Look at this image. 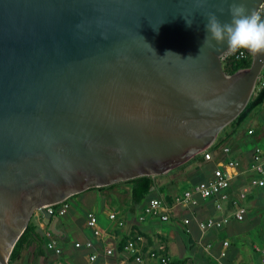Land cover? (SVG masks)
Here are the masks:
<instances>
[{"label":"water","instance_id":"95a60500","mask_svg":"<svg viewBox=\"0 0 264 264\" xmlns=\"http://www.w3.org/2000/svg\"><path fill=\"white\" fill-rule=\"evenodd\" d=\"M231 3L0 0V264L37 209L54 232L46 206L166 174L240 115L264 54L229 74L227 43L203 46L206 15L229 22Z\"/></svg>","mask_w":264,"mask_h":264},{"label":"crops","instance_id":"0c3cea01","mask_svg":"<svg viewBox=\"0 0 264 264\" xmlns=\"http://www.w3.org/2000/svg\"><path fill=\"white\" fill-rule=\"evenodd\" d=\"M250 130H252V133H249ZM257 145L264 147V102L254 109L241 125L226 129L222 136V144L217 150L212 151L218 160L236 159L241 163L238 174L232 180L231 199L238 195L242 187L248 184L249 179L254 174L251 166L253 163V152ZM225 148H229L227 155L224 152ZM197 167L198 165L190 164L184 169H173L166 174L158 175L155 178L152 193L164 198L161 195V190L164 189L169 194H172L173 198L177 197L184 189L197 182L196 172L191 175L187 174L189 170H196ZM174 180L178 182L177 187L174 186ZM181 183L188 184L180 186ZM124 193L127 194L125 197L123 196ZM248 195L249 197L246 199L248 214L244 220L245 222L231 220L226 225L225 234L221 230H211L203 235V244L211 243L213 252L216 255L219 254L225 239L231 242L225 259L229 263L241 262L239 257L243 248L238 243L248 231V228L244 227L247 223L253 225L254 227L252 228L258 227V231H249L254 237V248L256 249L257 246H260L255 242L257 239H261V245L264 246V222L261 221L262 214L259 213L260 210L264 209V192L260 188H253ZM247 201H253L254 203L249 206ZM69 203L70 207L67 213L62 216L58 215L59 217L53 219V223L50 226L54 229V236L58 240L62 252L56 254L44 244L42 245L43 254L36 255L35 252H37L38 247L34 244L25 248L14 264H135L132 257L123 250V247L121 250L118 248L120 240L126 235L129 237L133 235L142 236L145 264H157L156 258L151 255L152 252H155L157 256L168 255L173 260L181 259L177 255L186 257L184 256L185 254L173 252V245L178 247L181 242L184 246H187L186 241L190 239L192 241L196 239L195 248L194 246L191 248L194 251L190 250V252L195 253L203 250L198 242L202 233H200L194 221L189 225L190 238L184 235V231L182 232L181 222L189 215L186 211L184 213L180 212L181 210H178L180 207L172 214L170 221H162L158 217H147L141 221L139 217L148 200L134 205L131 200L129 185L118 183L114 187H108L103 190L88 189L70 198ZM183 209L187 210L186 208ZM114 210L118 211L119 216L126 220L122 228L114 225L108 218L109 212ZM231 210L232 203L229 202L226 204V211ZM89 211H95L103 230L105 232L108 231L111 237L99 240L94 236L92 228L87 225V213ZM196 212L201 219L208 215L218 214L213 200L201 202L196 207ZM34 222L38 226V232L44 235V228L40 226L41 222L44 223L43 217L41 215L35 216ZM161 222L166 225H162ZM45 227L49 228L48 225H45ZM185 228L187 229L186 226ZM88 240L94 242L92 248H87L84 245L76 246L77 242L84 243ZM109 245L115 246L112 255L104 253V248ZM93 253H98L99 256L96 260L91 261L89 257ZM199 254L196 253L194 257L202 258V261L198 259L199 264H215L213 257L206 256L208 260L206 257H199Z\"/></svg>","mask_w":264,"mask_h":264},{"label":"built area","instance_id":"2783aa9c","mask_svg":"<svg viewBox=\"0 0 264 264\" xmlns=\"http://www.w3.org/2000/svg\"><path fill=\"white\" fill-rule=\"evenodd\" d=\"M256 11L260 12L261 15L264 16V0H262ZM249 55L251 54L246 50H241L239 52H232L228 50L222 56L223 68L225 69V65L228 66L230 62L246 58ZM256 87L258 89L264 87V69L258 77ZM249 133H252V130H250ZM224 152L227 155L229 153V148H225ZM201 153L205 155L206 160L215 164L212 177L188 187L180 195L175 197L171 204H169L162 197L151 198L145 205L139 219L143 221L147 217H158L162 221H170L172 214L178 207L186 208L189 211L190 216L185 217L183 219V223L189 232L190 223L192 221L196 223L200 233H202L198 242L201 245L203 251L215 259V264H247L244 261L239 263H229L225 260L228 254V248L231 244L228 239L224 240L219 254L216 255L213 252L211 243L203 244V235L211 230H220L224 228L231 220L244 221L246 219L248 214L246 205L248 193L253 188H260L264 192V147L261 145H257L255 147L253 152V163L251 166V170L254 172V174L249 179L248 184L242 187L234 199H231L230 190L232 187V180L238 174V170L240 169V161L236 159H228L225 161L223 159L218 160L217 156H215L214 153L208 149ZM69 199L70 198L60 203L48 205L46 208L53 215H65L70 207ZM208 199L213 200L214 207L218 214L208 215L201 219L197 215L196 207H198L201 202H205ZM229 202L232 203V210L227 212L226 204ZM39 215H41L40 208L35 211L34 216ZM108 218L119 228H122L126 223L125 218L120 217L119 212L115 210L109 212ZM45 225L46 224L43 222L40 223V226L44 228V235L48 240L46 247L49 250L54 251L56 254H60L62 249L59 246L58 240L54 236V233L49 228L45 227ZM87 225L92 228L94 236L97 239L105 240L106 238L111 237V234H109L108 231L105 232L103 230L95 211H89L87 213ZM142 241V236L137 235L133 238H128L123 246V250L132 257L135 264H145ZM82 245L87 248H92L94 246V242L88 240L84 243H76L77 247ZM256 249L262 254L260 264H264V246H257ZM114 250L115 246L109 245L104 248V253L106 255H112ZM151 255L152 257L156 258L157 264H171L173 260L168 255L157 256L155 252H152ZM98 256V253H93L89 258L91 261H94L98 258ZM186 264L189 263L187 262Z\"/></svg>","mask_w":264,"mask_h":264},{"label":"trees","instance_id":"16d2710c","mask_svg":"<svg viewBox=\"0 0 264 264\" xmlns=\"http://www.w3.org/2000/svg\"><path fill=\"white\" fill-rule=\"evenodd\" d=\"M251 62H252V56L251 55H249L246 58L240 59V60H234V61L230 62V64H228V66L225 65V71L229 74H233L236 71H238L239 69L249 67L251 65ZM263 102H264V87H262L261 89H258V91L250 99L246 108L228 126L236 127V126L241 125L247 119V117L251 114V112L254 109H256L258 106H260ZM227 127H225L222 130V132L220 133V135L217 138V140L215 141V143L212 144L208 148V150L215 151L220 147V145L222 144V136L226 132ZM192 160H194V161L198 160L202 164V169L200 170L199 174L196 175L197 182H195L193 185H195V184H197L203 180L210 179L212 177L213 170L215 168V164L211 161L206 160L205 155L203 153L196 155L195 157H193L192 159H190L189 161H187L186 163L180 165L179 167H177L175 169L185 168L190 162H192ZM156 177L157 176H155V177H153V176H141V177H137V178L126 180V181H121L119 183L126 184V185L130 186L131 200H132L133 204L136 205V204L145 202L147 200L149 201L153 197H160L158 194L155 195L152 193V188L155 185V178ZM175 181L176 180H174L173 183ZM116 184H118V183H114V184H111L108 186H103V187H92L90 189L103 190V189L108 188V187H114ZM161 195H163L164 199L169 204H171L174 200L173 195L169 194L167 190H164V189L161 190ZM72 197H70V198H72ZM183 231L190 238L191 233L186 228ZM133 237H135V236L134 235L130 236V237L127 235L124 236L118 244L119 250L122 249V247L124 246V244L126 243L128 238H133ZM46 241H47V238L45 237V235H41L38 232L37 224L34 221H30L26 230L24 231V233L22 234V236L18 240V242H17V244H16V246H15V248L11 254L9 263L14 264V262L22 254L23 250L25 248H28V247L34 245V244L38 247V250H37V252H35V254L36 255L37 254H43L42 253V245H44V244L47 245ZM189 243L193 244L192 239L189 240ZM187 260H188V257H184L181 259L172 260L171 264H186Z\"/></svg>","mask_w":264,"mask_h":264},{"label":"clouds","instance_id":"9594fccd","mask_svg":"<svg viewBox=\"0 0 264 264\" xmlns=\"http://www.w3.org/2000/svg\"><path fill=\"white\" fill-rule=\"evenodd\" d=\"M228 11L231 20L224 23L215 13L206 15V36L203 46L220 50L217 45L226 42L228 50L232 52L247 50L253 55L264 54V16L255 9H249L244 0H232ZM186 22L188 26H191L192 20L186 19ZM149 46L151 47V45ZM151 49L156 54L152 47ZM188 58L192 57L189 56Z\"/></svg>","mask_w":264,"mask_h":264},{"label":"rangeland","instance_id":"374dc122","mask_svg":"<svg viewBox=\"0 0 264 264\" xmlns=\"http://www.w3.org/2000/svg\"><path fill=\"white\" fill-rule=\"evenodd\" d=\"M258 91V88L256 87V89H255V92H254V94L256 93ZM230 126H228L226 129H228ZM190 164H195L196 166L198 165V167L196 168V170H189V172L187 173L188 175H191V174H193L194 172H196V174H199V172H200V170L202 169V164L198 161V160H192V162H190L188 165H190ZM187 165V166H188ZM186 166V167H187ZM184 169V168H183ZM188 183H186V184H182L181 183V185L180 186H185V185H187ZM123 185H126V184H123ZM174 186L175 187H177L178 186V182L177 181H175L174 182ZM188 188V187H187ZM186 188V189H187ZM185 190V189H184ZM127 194L126 193H124V197L126 196ZM248 197H249V195H248ZM247 197V198H248ZM208 201H210V199H208ZM247 203L249 204V206L250 205H252L254 202L253 201H251V202H248L247 201ZM178 210H181L180 212H183L184 213V211H186V213L190 216V213H189V211L188 210H185V209H183L182 207H180ZM227 212H230V211H227ZM259 213H261L262 214V219H261V221H263L264 222V209L263 210H260L259 211ZM34 218H35V216L33 215L32 217H31V220L30 221H34ZM245 222V221H244ZM161 224L162 225H166L165 223H162L161 222ZM181 229H182V232H183V230L185 229V224L183 223V221L181 222ZM244 227H247L248 228V231H246V234L241 238V241H240V243H238L239 245H241L242 246V248H243V251H242V253H241V255H240V257H239V261H244V262H246L247 264H260V260H261V252H258L255 248H254V242H253V236L251 235V232H253V231H256L257 229H258V227H256V228H252V227H254L253 225H251V224H249V223H247V224H245V226ZM252 228V229H251ZM221 230V232L222 233H224L225 234V232H226V226L224 227V228H222V229H220ZM219 230V231H220ZM249 231H251V232H249ZM258 231V230H257ZM181 232V231H180ZM250 234H249V233ZM184 233V232H183ZM184 235H186V237L187 238H189L188 237V235L186 234V233H184ZM255 242H257L256 244H259L261 247H262V240L261 239H257ZM186 243H187V246H184L181 242H180V244H179V246L177 247L176 245H173V252H175V253H177V254H185L184 256H186V257H188V260H187V262L189 263V264H199V261H198V259L200 260V261H202L201 259L202 258H198V257H196V258H194L195 257V254L196 253H200L199 255V257H203V258H205L206 256L207 257H209V255H207L203 250L201 251L200 250V252H190V250L191 251H194V249H191L193 246H194V248H195V243H196V239H195V241H193V244H190L189 243V240H187L186 241ZM231 245V244H230ZM238 245V246H239ZM178 256V258H184V257H182V256H180V255H177ZM180 256V257H179ZM206 257V259H208ZM194 258V259H193ZM209 260V259H208Z\"/></svg>","mask_w":264,"mask_h":264}]
</instances>
